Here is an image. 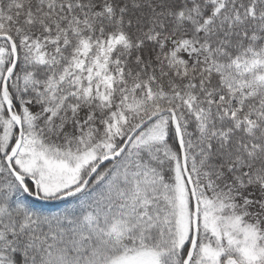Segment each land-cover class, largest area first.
I'll list each match as a JSON object with an SVG mask.
<instances>
[{"label":"snow or ice","instance_id":"1","mask_svg":"<svg viewBox=\"0 0 264 264\" xmlns=\"http://www.w3.org/2000/svg\"><path fill=\"white\" fill-rule=\"evenodd\" d=\"M0 264H264V0H0Z\"/></svg>","mask_w":264,"mask_h":264}]
</instances>
